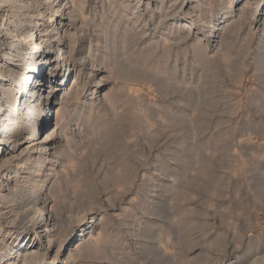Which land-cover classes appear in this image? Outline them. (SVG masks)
Masks as SVG:
<instances>
[{
  "label": "rangeland",
  "instance_id": "rangeland-1",
  "mask_svg": "<svg viewBox=\"0 0 264 264\" xmlns=\"http://www.w3.org/2000/svg\"><path fill=\"white\" fill-rule=\"evenodd\" d=\"M84 2L74 25L52 24L86 35L73 47L84 70L57 119L64 129L55 125L50 137L57 163L43 186L23 184L27 198L53 200L57 219L39 236L29 228L38 205L15 192L1 217L0 264H49L70 242L71 262L64 254L59 264H222L233 246L250 264L264 251V10L212 44L211 24L236 20L240 1L193 0L181 10L159 0ZM187 24L196 30L189 34ZM109 36L113 68L96 77L89 46ZM160 37L171 47L155 49ZM84 232L93 237L81 242ZM47 250L51 256L40 254Z\"/></svg>",
  "mask_w": 264,
  "mask_h": 264
},
{
  "label": "bare ground",
  "instance_id": "bare-ground-1",
  "mask_svg": "<svg viewBox=\"0 0 264 264\" xmlns=\"http://www.w3.org/2000/svg\"><path fill=\"white\" fill-rule=\"evenodd\" d=\"M192 1L193 0H159V2L163 5L168 4L166 6L167 8H171L174 5L176 6L178 2L180 10L184 6L189 5ZM237 1H240V3L237 4H240V6L235 7L232 10V12H236L238 14L237 19L235 16L236 20H233L232 22L227 21V23L225 22L222 24H211L212 27L209 28L208 31V37L210 38L211 42H215L217 38L223 39V35L228 31L229 27L242 18H245L246 14L250 13L251 15H254L255 11L258 12L264 10V0ZM85 2L84 0H0V172H2L0 173V226L4 224V220H2L1 217L4 214L3 210L6 208L5 205L11 203L13 198H17V196L14 197L15 192H22V201H26L28 199L32 204L36 206L38 205L36 209L39 210V213L32 214L31 218L33 219V224L29 228L32 230L37 229L36 233H38L39 236L42 235L47 238L48 236L46 235L49 228L54 225L57 219L54 217L55 213L53 214L51 209L53 204L50 205V202L52 199H48L49 201L47 202L44 193H40L41 196L39 195V197L34 195L30 196V198H27L28 195L26 194L27 192L25 193V188L23 189V184L26 182L35 183L39 180L41 186H43L45 184L44 182L47 181L48 176L53 173L50 171L52 170L51 168H54L55 163H57V160H55V156L53 155L54 148H56L55 143L50 140V137L57 129L55 125H58V129L60 130L64 129L62 125L63 123H58L61 121L60 118L64 116V111H62V109L65 106V102L67 103V99L70 97V92L74 87L75 78L80 75L81 69L84 70V68L80 66V63L76 64L74 61V56L81 55L82 53L79 50L76 51L73 47L76 39L79 38L78 40H84L86 39V35L82 36V32L78 34L75 32L76 30L74 32H70L68 29H63L62 32L59 30L58 32H55L54 28H52V24L55 22V25H57L67 21L66 23L74 25L75 21L77 20V14L79 13V15H82ZM129 6L130 5L127 7ZM162 13H164V10ZM173 14L174 13L172 12L170 13V15ZM190 14L191 13L187 15ZM176 16H178V14ZM148 19H150V17ZM163 20L164 17L162 18V22ZM251 22L253 23V20H251ZM191 23H195L194 18L191 19ZM155 25L153 27V29L155 28L154 31L159 30V27ZM192 25L189 24L188 26L187 24L185 29L189 32V34L192 33L190 30H196V27H191ZM260 32L264 33V20L262 22V29ZM113 36L114 35L112 34V37ZM110 37L111 36H109L108 39L103 38L102 40H97L99 44L101 41H104V45L102 46L95 41L96 43L94 49H92V46L88 45V51L91 54L89 63L92 65L95 60L97 65L87 68L90 70L89 73L96 77L99 72L109 73L113 68V64H110V59L115 53L114 49L117 48H114L116 45L115 41L112 37ZM164 40V37H160L159 41H155L153 44L155 45V49L170 48L171 43H166ZM202 40H204L202 37H197L194 39L193 43H196L198 46L202 44ZM214 42H212V44ZM173 45L174 43H172V46ZM178 46L177 49L179 48ZM104 77L106 78V75L94 78V81L97 84V89H99L98 83L100 81L106 82ZM105 82L103 84H106ZM61 112H63L62 117H60L62 115ZM68 114L72 115V111ZM84 115V113L83 115L80 114L77 120L81 121V117H84ZM57 119L59 121H57ZM78 121L77 123L75 121L72 122L71 126L77 128L76 126L78 125ZM53 126L55 127L53 128ZM59 143L60 142H58V144ZM13 162L18 163H16V167L12 166ZM158 177H161V175L159 174ZM50 182L54 183V181ZM47 185L45 186L47 187ZM28 188H30V186ZM158 193L160 192L158 191ZM48 204L49 207H47ZM113 209L115 210V208ZM83 218L84 215H78L75 221L79 223ZM7 223L8 222L5 221V226H7ZM28 223L30 224L31 222ZM38 235L35 236L34 242L37 244L38 240V245L40 247L39 250H41V242L43 241V237L39 238ZM80 235L84 237L81 239V242L84 239L86 241L85 236L87 234L84 232ZM90 235L92 234L88 233L87 236L89 237ZM74 240H77V237H75ZM70 243H67V248L65 251L57 250L53 252L55 254L52 255L53 259L49 264H59V262L64 263L66 257L70 263V259L72 257L71 254H69L70 251L68 252ZM91 245L92 244H90V246ZM260 253H257L258 257H254V261H251L250 264H264V251L261 254ZM40 254L51 256L52 250H47L45 253L43 251L40 252ZM64 254H67V256L64 257ZM8 255L9 254H7V256ZM9 262L10 263H7H17L15 259ZM243 263H241L238 258V247L233 246L225 251L222 264Z\"/></svg>",
  "mask_w": 264,
  "mask_h": 264
}]
</instances>
